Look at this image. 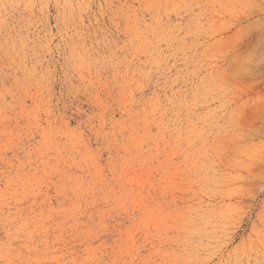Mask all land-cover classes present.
I'll list each match as a JSON object with an SVG mask.
<instances>
[{"label":"rangeland","instance_id":"1","mask_svg":"<svg viewBox=\"0 0 264 264\" xmlns=\"http://www.w3.org/2000/svg\"><path fill=\"white\" fill-rule=\"evenodd\" d=\"M0 264H264V0H0Z\"/></svg>","mask_w":264,"mask_h":264}]
</instances>
